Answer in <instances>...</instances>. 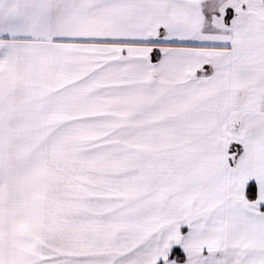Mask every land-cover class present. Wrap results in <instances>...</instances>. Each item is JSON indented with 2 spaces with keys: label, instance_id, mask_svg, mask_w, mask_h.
<instances>
[{
  "label": "snow or ice",
  "instance_id": "1",
  "mask_svg": "<svg viewBox=\"0 0 264 264\" xmlns=\"http://www.w3.org/2000/svg\"><path fill=\"white\" fill-rule=\"evenodd\" d=\"M0 264H264V0H0Z\"/></svg>",
  "mask_w": 264,
  "mask_h": 264
}]
</instances>
